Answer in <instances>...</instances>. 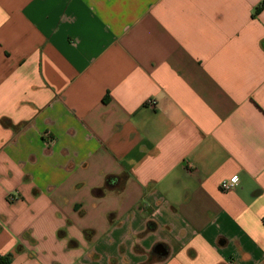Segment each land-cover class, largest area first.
<instances>
[{
    "label": "crops",
    "instance_id": "crops-1",
    "mask_svg": "<svg viewBox=\"0 0 264 264\" xmlns=\"http://www.w3.org/2000/svg\"><path fill=\"white\" fill-rule=\"evenodd\" d=\"M5 156L0 264H264V0H0Z\"/></svg>",
    "mask_w": 264,
    "mask_h": 264
},
{
    "label": "clouds",
    "instance_id": "clouds-1",
    "mask_svg": "<svg viewBox=\"0 0 264 264\" xmlns=\"http://www.w3.org/2000/svg\"><path fill=\"white\" fill-rule=\"evenodd\" d=\"M11 135V132H8ZM0 188L11 190L14 187V183L17 179H22L24 171L19 167L17 162L10 157L5 156L0 160ZM18 264H30L26 253H20L17 256Z\"/></svg>",
    "mask_w": 264,
    "mask_h": 264
},
{
    "label": "built area",
    "instance_id": "built-area-1",
    "mask_svg": "<svg viewBox=\"0 0 264 264\" xmlns=\"http://www.w3.org/2000/svg\"><path fill=\"white\" fill-rule=\"evenodd\" d=\"M155 102H152L151 105H154ZM240 183V180L238 177H232L228 180H224L220 187L221 189L224 191V192H228V191H231L233 190L236 186H238V184Z\"/></svg>",
    "mask_w": 264,
    "mask_h": 264
},
{
    "label": "trees",
    "instance_id": "trees-1",
    "mask_svg": "<svg viewBox=\"0 0 264 264\" xmlns=\"http://www.w3.org/2000/svg\"><path fill=\"white\" fill-rule=\"evenodd\" d=\"M117 177L114 176H110L107 178L106 180V186L110 189H115L117 187V183H115L114 181L117 180Z\"/></svg>",
    "mask_w": 264,
    "mask_h": 264
}]
</instances>
